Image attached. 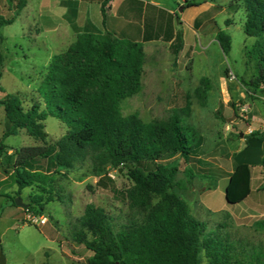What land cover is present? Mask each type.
<instances>
[{"label":"trees","instance_id":"trees-1","mask_svg":"<svg viewBox=\"0 0 264 264\" xmlns=\"http://www.w3.org/2000/svg\"><path fill=\"white\" fill-rule=\"evenodd\" d=\"M240 1L243 33L255 39L245 53L246 64L254 71L247 85L259 91L264 86V0ZM108 2L100 3L103 22ZM202 4V0H186L184 8ZM24 6L23 0H17L14 16ZM168 17L169 24L158 38L169 42L173 55H178L183 35L180 30L174 33L173 15ZM13 22L14 17L0 16V29ZM150 37L145 34L139 42L108 31L78 33L65 51L51 57L37 97L30 98L28 105L20 94H4L0 172L13 180L17 196L30 189L24 211L40 215L48 203L61 200L55 193L56 175L61 172L88 164L101 185L111 170L126 171L132 183L126 196L127 220L115 228L104 208L88 204L73 227L72 241L91 253L86 264H201V254L206 264H232L233 249L204 236L205 224L191 215L176 181L180 161L187 165L197 158L203 137L177 114L145 123L136 114L121 112V101L140 90L145 63L142 42ZM215 40L228 54L231 36L217 28ZM3 61L0 49V79ZM48 116L65 127L53 143L47 142L45 132ZM20 131L39 144L19 148L4 144ZM184 173L190 184L194 174L189 167ZM228 176L225 200L236 205L251 194L250 165L236 163ZM9 200L15 206L13 197Z\"/></svg>","mask_w":264,"mask_h":264},{"label":"rangeland","instance_id":"rangeland-1","mask_svg":"<svg viewBox=\"0 0 264 264\" xmlns=\"http://www.w3.org/2000/svg\"><path fill=\"white\" fill-rule=\"evenodd\" d=\"M26 1L29 8L0 29L4 56L0 99L4 94H20L28 105L30 98L37 97L51 57L63 49L54 43L55 32L45 18L50 7L59 15L57 0ZM202 1L201 7L184 9L185 3L175 7L174 21L184 34L182 50L173 55L169 43L148 45L140 90L121 101L120 108L124 116L136 114L145 123L177 114L203 137L197 158L187 165L180 161L176 175L182 189L179 194L191 215L205 224L204 236L233 249L232 264H264V219L239 220L256 207L249 204L251 200L238 205L225 200L227 178L235 164H251L255 180L259 170L256 162L260 154L264 155V128L252 123L257 115L264 119V86L254 91L247 85L254 71L246 64L245 53L255 39L243 33L240 0ZM2 3L5 0H0L4 16L13 17L17 0L9 7ZM181 6L183 10L179 11ZM217 28L231 36L228 54L215 40ZM4 121L0 107V136ZM44 125L48 143L64 134V125L54 117L48 116ZM250 128L252 132H247ZM4 144L19 148L39 143L20 131L6 138ZM185 167L194 174L190 184ZM98 181L88 164H77L56 175L55 193L61 200L48 203L36 215L46 219L39 225L28 222L29 213L9 200L20 197L28 204L30 189L21 190L17 196L13 180L6 178L0 184V252L5 264H86L91 253L71 236L86 205L104 208L115 228L130 213L126 196L132 183L126 171L111 170L101 185ZM206 263L201 254V264Z\"/></svg>","mask_w":264,"mask_h":264},{"label":"crops","instance_id":"crops-1","mask_svg":"<svg viewBox=\"0 0 264 264\" xmlns=\"http://www.w3.org/2000/svg\"><path fill=\"white\" fill-rule=\"evenodd\" d=\"M23 1L25 6L17 16L13 14L14 20L25 9L29 8L27 1ZM101 1L103 0H57L55 5L61 9L58 16L53 14L51 7L47 8L49 12L45 18L51 30L55 32L54 43L60 49H63L58 53L65 51L75 41L78 33L102 34L104 31H108L117 38L139 42L143 40L145 34H149L151 36L149 40L142 42L145 54L148 45L163 42L160 38L163 35L165 25L169 24L168 15H173L171 21L173 31L174 33L177 31L178 26L174 21L176 18L175 7L183 5L186 0H109L104 22L100 14ZM13 2L14 0H5V3L2 4H7V7H9L13 5ZM0 16L7 18L2 12L1 5ZM59 25L60 27H58ZM255 118L252 119V123H256L258 129L264 128V119H261L258 115ZM252 130L250 128L247 132H252ZM256 164L259 170L255 180L253 179L252 166L249 164L251 168V194L243 201L251 200L249 204L254 205L256 208L239 220L264 219V155L260 154ZM227 179L229 180V176ZM5 181L6 178L2 176L0 184H4Z\"/></svg>","mask_w":264,"mask_h":264},{"label":"water","instance_id":"water-1","mask_svg":"<svg viewBox=\"0 0 264 264\" xmlns=\"http://www.w3.org/2000/svg\"><path fill=\"white\" fill-rule=\"evenodd\" d=\"M183 10V6H181L179 8V11H182ZM14 205L17 206V207H20L22 209H25L27 208L28 204L26 203H23V201L21 200L20 197H15L14 198ZM6 263V260H5V257L4 255L0 252V264H5Z\"/></svg>","mask_w":264,"mask_h":264},{"label":"built area","instance_id":"built-area-1","mask_svg":"<svg viewBox=\"0 0 264 264\" xmlns=\"http://www.w3.org/2000/svg\"><path fill=\"white\" fill-rule=\"evenodd\" d=\"M27 220L30 223L33 224H39V225H44L46 223V219L43 217H37L36 215L28 214L27 215Z\"/></svg>","mask_w":264,"mask_h":264}]
</instances>
